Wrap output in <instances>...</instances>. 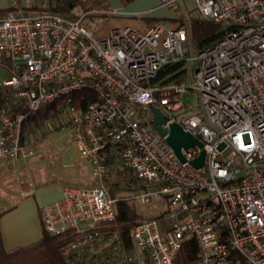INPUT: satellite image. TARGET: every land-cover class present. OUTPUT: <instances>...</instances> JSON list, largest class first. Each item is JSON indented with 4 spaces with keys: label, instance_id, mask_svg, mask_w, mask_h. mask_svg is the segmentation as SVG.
Masks as SVG:
<instances>
[{
    "label": "built area",
    "instance_id": "1",
    "mask_svg": "<svg viewBox=\"0 0 264 264\" xmlns=\"http://www.w3.org/2000/svg\"><path fill=\"white\" fill-rule=\"evenodd\" d=\"M192 1L196 17L228 27L204 49L184 26H120L97 37L84 25L88 11L0 10V65L12 73L0 82V166L20 183L39 151L22 142L23 122L64 99V127L97 181L64 184L41 208L45 232L69 234L68 264H176L189 237L200 245L195 264H264V0ZM81 90L96 99L76 108ZM174 122L203 142L201 167L191 163L197 145L182 148L181 160L166 140ZM119 172L143 216L126 237L113 227L120 186L109 181Z\"/></svg>",
    "mask_w": 264,
    "mask_h": 264
},
{
    "label": "crops",
    "instance_id": "2",
    "mask_svg": "<svg viewBox=\"0 0 264 264\" xmlns=\"http://www.w3.org/2000/svg\"><path fill=\"white\" fill-rule=\"evenodd\" d=\"M59 2L60 0H0V10L6 9L11 5L25 9L39 10L37 8H41L42 10H50L51 7L57 6ZM77 7L83 13L88 11L84 18L87 16L93 17L98 22V37L105 36L112 28L120 26H133L144 31L152 25L145 18H159L170 13L169 8L161 0H78ZM79 11L75 8L76 15H78ZM85 26L87 27V25ZM38 144H36L35 148L43 151L46 146H39ZM57 145L60 149L63 148L62 141H58ZM35 155L36 157L38 156L37 153L33 156ZM38 157L46 159L40 155ZM34 162L39 164V160L35 159ZM48 162H56L58 165L56 174L50 171L47 172ZM84 163L88 165L89 169V173L86 175L82 174ZM77 164L81 166L79 167ZM39 165L36 168L35 178L28 169L29 164L20 168L19 176L25 182H21V179L20 183L15 182L18 184L19 190L8 189L9 185L13 184H11V177L14 174L10 166H0V226L4 246L8 249L40 240L44 234L41 221L42 206L59 200L63 195L64 184L84 183L90 179L89 163L84 158H78L74 153H69L65 150L61 160H47L44 170ZM64 168L69 169L67 174L75 175L76 177L80 175L82 180L74 182L61 181L60 178L67 175L63 173ZM21 188L31 190V192L21 196L19 194ZM10 194L17 196V200L13 203L9 200Z\"/></svg>",
    "mask_w": 264,
    "mask_h": 264
},
{
    "label": "trees",
    "instance_id": "3",
    "mask_svg": "<svg viewBox=\"0 0 264 264\" xmlns=\"http://www.w3.org/2000/svg\"><path fill=\"white\" fill-rule=\"evenodd\" d=\"M132 1V0H127ZM78 0H60L57 6L51 7L53 12L63 14H75ZM42 10L41 8H37ZM4 10V9H3ZM150 23L163 22L160 18H145ZM164 23V22H163ZM185 21L180 20V26ZM227 26L213 20L193 17L190 22V42L195 49H204L217 43L226 33ZM180 67V64L168 65L160 76L173 72ZM72 105L76 108H83L94 101L95 93L90 90H81L73 95ZM65 105V100L60 99L55 103L47 105L36 114L30 115L22 125V142L29 139V136L36 129H41L46 119L55 117L57 119ZM2 97L0 95V107ZM62 124L55 129H61ZM49 135L48 131L43 132L42 138ZM111 185L120 186L119 190H127L129 181L121 176V172L113 175L109 181ZM129 190V189H128ZM117 215L113 224L126 237L129 229L143 217L136 200L132 194H125L116 202ZM1 216V213H0ZM69 239V234L53 235L44 231L42 238L36 242L20 245L13 248H6L3 243L0 226V264H68L62 254V247ZM200 254V245L196 237H189L184 240L178 253L176 264H195Z\"/></svg>",
    "mask_w": 264,
    "mask_h": 264
},
{
    "label": "rangeland",
    "instance_id": "4",
    "mask_svg": "<svg viewBox=\"0 0 264 264\" xmlns=\"http://www.w3.org/2000/svg\"><path fill=\"white\" fill-rule=\"evenodd\" d=\"M166 5L169 10L170 13L159 17L160 19H163L164 24L167 27H178L180 26V20L185 21V25H183L184 27L190 29V22L191 19L193 17H195L193 10H194V2L192 0H180V2H174V3H170V4H164ZM76 10L79 11L78 7L76 6ZM83 11L80 10L78 15H82ZM84 25H87L88 28L91 29V31H93L94 35L98 37V22H96L94 20L93 17H85L84 18ZM189 66V63L187 64ZM12 73L9 69H7L6 67L0 65V82L5 79V78H9L11 77ZM191 81V75L187 78V82ZM183 100L187 103V104H197L198 100H197V96L194 94H184L183 95ZM69 115L68 113L62 112L61 115L57 118L54 119L52 121H48L45 122V124L43 125V127L41 129H36L34 132H32L29 136L28 142L33 143V147L36 146L37 143H39V146H46L45 149L43 151H37V155L42 156L44 158H46L48 161H58L61 160L62 154L65 151H68L69 153L72 152L74 153L78 158H82L80 156V154L77 152L74 144H73V140L71 135L68 133V130L64 127L68 121ZM60 124H62L61 129H55L56 126H59ZM48 131L49 135L46 136V138H42V134L43 132ZM58 141H62V149H60L58 147ZM36 157L35 156H31L28 158V169L30 170L31 174L34 176V178L36 177V168L37 165H39L40 167L43 168L44 170V165L46 164L47 160L46 159H42L41 157ZM35 159L38 161L39 160V164L37 162H34ZM82 160V159H81ZM84 162V161H83ZM49 166H48V171L47 172H51L53 174H56L58 171V165L56 164V162H48ZM84 167H83V175H86L89 173V169H88V165L86 163H84ZM78 165V164H77ZM79 167L81 166L80 164L78 165ZM76 167V166H75ZM42 170V171H43ZM69 169L68 168H64L63 169V173L67 174V171ZM41 172V171H40ZM60 172V171H59ZM62 172V171H61ZM64 175V174H63ZM62 177V176H61ZM82 176H78L76 177L75 175L71 176L69 174L64 175L61 179V181H81ZM21 182H25V180L23 178H21ZM29 179V178H28ZM14 180V182H13ZM11 184L9 185L8 189H12V190H19V187H17V183H15V176L11 177ZM84 182V181H83ZM97 181L94 178H90L87 182H84L82 184H95ZM15 183V184H14ZM137 190H119V189H114L112 191L113 196H115L116 198H120L121 196L125 195V194H132L134 195V193ZM10 197V202L13 203L14 201L17 200V196L14 195H9ZM135 198V197H134ZM136 200V199H135ZM137 203V202H136ZM138 205V204H137ZM138 208H140L138 206ZM1 209V208H0Z\"/></svg>",
    "mask_w": 264,
    "mask_h": 264
},
{
    "label": "water",
    "instance_id": "5",
    "mask_svg": "<svg viewBox=\"0 0 264 264\" xmlns=\"http://www.w3.org/2000/svg\"><path fill=\"white\" fill-rule=\"evenodd\" d=\"M155 113V124L157 130L162 134L166 135L167 131L162 127V123L165 120V114L158 107L154 108ZM166 140L173 148L175 153L181 160H185V156L182 153V148H188L194 145H197L201 150L199 155L191 160V163L195 167H201L204 164L205 158V149L203 147V142L190 134L189 132L184 131L181 124L174 122L170 125L168 129V135L166 136Z\"/></svg>",
    "mask_w": 264,
    "mask_h": 264
}]
</instances>
